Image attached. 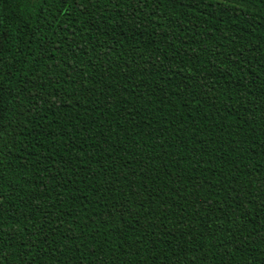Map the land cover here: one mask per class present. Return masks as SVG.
Listing matches in <instances>:
<instances>
[{"label": "trees", "instance_id": "16d2710c", "mask_svg": "<svg viewBox=\"0 0 264 264\" xmlns=\"http://www.w3.org/2000/svg\"><path fill=\"white\" fill-rule=\"evenodd\" d=\"M0 264H264V0H0Z\"/></svg>", "mask_w": 264, "mask_h": 264}]
</instances>
